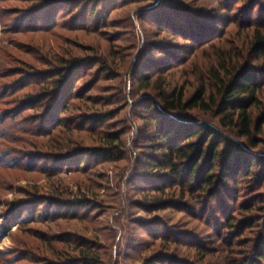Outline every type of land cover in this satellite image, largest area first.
I'll return each mask as SVG.
<instances>
[{
  "label": "rangeland",
  "instance_id": "rangeland-1",
  "mask_svg": "<svg viewBox=\"0 0 264 264\" xmlns=\"http://www.w3.org/2000/svg\"><path fill=\"white\" fill-rule=\"evenodd\" d=\"M250 2L257 11L264 4L225 0V7L235 4L236 15L219 10V19L234 20V30L220 29L214 42L195 47L161 30L155 18L162 5L202 11L212 9L205 4L216 5L213 0H0V121L28 129L35 119L43 133L33 144L20 140L27 132H15V142L0 133V264H264L260 176L239 177L236 187L211 199L146 165L145 149L152 148L143 138L151 128L143 113L157 88H213L211 69L237 65V57L218 62L217 54L243 51L247 29L238 24L247 21ZM95 7L105 26L88 18ZM162 45L179 61L163 64ZM66 58L79 63L60 91L73 87L81 98L63 105V126L56 127L62 107L55 101L57 87L48 88L49 106L33 105L45 81L66 73L56 69ZM187 113L230 135L210 113ZM97 114L105 124L84 128L86 118ZM114 130L124 133L114 157L93 156L106 131ZM258 137L260 145L246 152L264 160V132Z\"/></svg>",
  "mask_w": 264,
  "mask_h": 264
},
{
  "label": "trees",
  "instance_id": "trees-1",
  "mask_svg": "<svg viewBox=\"0 0 264 264\" xmlns=\"http://www.w3.org/2000/svg\"><path fill=\"white\" fill-rule=\"evenodd\" d=\"M213 1L216 2V5L205 4L212 9L202 11L180 4L162 5L160 7L162 10L159 11V16L155 18L154 22L161 30H170L173 36L182 38L192 46H205L220 36V29L229 30L230 27H234L229 25L235 22L231 19L228 24L225 19L224 22L219 19V10H227V17L228 15L235 16L236 14L232 12L235 4L231 3L225 7V0ZM112 4L113 2L107 4L108 8H114L111 7ZM154 6L156 7L153 5L147 8ZM248 7L247 15L244 17L247 18V21L245 22L241 18V23L238 24L247 29L248 41L243 39V51L235 56L232 53H225L223 56H220V53L217 54L218 62L220 58L231 62L234 57H237V65L229 68L227 67L228 63H220L218 69H211L209 79L212 80L213 88L202 84L194 91L186 92L182 88H174L169 91L165 85H162L157 88L153 103L146 105L148 109L143 113V117L151 126L143 135L144 145L152 148L145 149L146 165L158 166L161 170L168 171L176 181L175 183L187 186L188 190L208 195L211 199L216 197L220 190L236 187L239 177L249 179L260 176V181L264 182V160L246 152V147L257 148L260 145L262 140L258 136L264 132V4H259L258 11L256 2H250ZM141 10L144 11V7ZM99 13L100 10L95 7L90 10L88 18L94 19L100 27L105 26L106 23L101 19ZM233 30L230 28L229 31ZM167 47V45H162L157 49L160 50L162 57H167L163 64L168 67L169 64L173 65L178 62L179 57H175V53L169 52ZM174 57L177 60L174 61ZM62 62V65L56 69L58 71L62 69L66 73L62 72V74L45 81L42 85L44 87H41L42 96L40 95L39 102L33 106L37 108L49 106L53 102L50 99L49 86L52 84L51 87L58 88L57 93L61 92L60 90L68 80L65 78L72 75L79 60L66 58ZM106 64L101 67L106 68ZM103 71L106 70L103 69ZM141 73L147 74V72ZM42 83L41 80L37 82L39 85ZM72 88L68 93L61 92V95L57 94L56 96L60 99L55 101L62 103L59 114L56 116V127L63 126L62 116L68 110L63 109V105L65 107L67 104L70 107L69 103L72 99L81 98V93L73 94ZM83 89L88 92L90 87L87 86ZM12 98L17 102L15 96ZM187 112L210 113V118H218V123L228 129L230 135L217 130L209 121L199 122L198 114L192 115ZM51 117L52 115H50V121ZM48 119L47 116L45 119L47 125L50 123ZM105 120L101 115H91L86 118L84 128H88L93 123L104 125ZM25 121L26 123L31 122V120ZM38 122L34 119L28 129H22V127H17L18 123L2 119L0 133L4 139L15 142L19 141L15 132H27L28 138L20 140L25 144H33L43 135ZM69 134L73 135L72 132ZM123 136L124 133L119 130L106 131L100 142L103 147L96 149L93 156H100L104 159L113 158L114 149L118 151L119 145L124 143ZM87 150L89 155L91 149ZM256 167H259V171L256 170ZM167 202V200L163 201V204ZM247 209L252 211V207ZM261 218L264 221V217ZM227 224L233 227V222L229 221ZM263 239L264 237L261 240ZM259 245V258L264 262V242Z\"/></svg>",
  "mask_w": 264,
  "mask_h": 264
}]
</instances>
